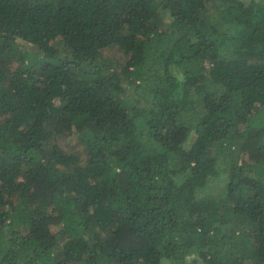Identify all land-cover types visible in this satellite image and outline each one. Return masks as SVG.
Returning a JSON list of instances; mask_svg holds the SVG:
<instances>
[{"label":"trees","instance_id":"16d2710c","mask_svg":"<svg viewBox=\"0 0 264 264\" xmlns=\"http://www.w3.org/2000/svg\"><path fill=\"white\" fill-rule=\"evenodd\" d=\"M0 264H264V0H0Z\"/></svg>","mask_w":264,"mask_h":264}]
</instances>
